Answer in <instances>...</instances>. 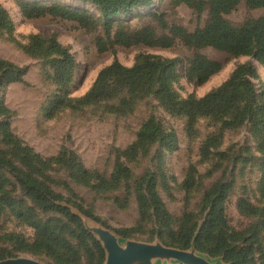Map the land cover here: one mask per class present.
<instances>
[{
    "label": "rangeland",
    "instance_id": "374dc122",
    "mask_svg": "<svg viewBox=\"0 0 264 264\" xmlns=\"http://www.w3.org/2000/svg\"><path fill=\"white\" fill-rule=\"evenodd\" d=\"M25 3L78 9L92 17V24L84 27L52 16L27 19L21 12ZM0 8L12 23L11 30L0 31V59L24 71L21 82L7 84L0 78V150L14 165L0 171V193H6L12 203L4 207L0 219V261L31 258L44 264H105V250L86 229L85 221L110 230L122 243L160 242L171 248L177 245L170 231L177 234L183 224L194 226L187 250L195 248L217 264L231 263L223 255L207 252L217 247L214 235L222 233L227 243L242 247L252 245L244 239L257 227L252 258L255 264H264V198L260 191L264 153L251 123L224 129L211 155L202 161L201 148L206 139L219 136L222 121L199 118L196 133H191L188 118L170 114L151 91L135 99L124 113L116 110L121 99L62 109L52 116L47 112L57 96L83 97L104 68L115 62L131 68L142 59L178 60L171 88L180 100L204 97L241 65L250 66L254 91L264 95V64L252 55L236 57L213 47L195 48L184 36L174 34V29L194 34L209 25L214 16L211 0H152L149 6L113 14L109 25L100 7L87 0H0ZM220 16L232 28L242 29L263 18L264 9H252L240 0ZM120 36L132 43L119 44ZM36 38L44 44L55 39L70 52L74 59L70 85L62 87L53 81L54 56L44 49L30 53ZM196 56L222 65L204 84L187 78ZM151 118L165 137L175 141V147L156 141L131 151ZM23 155L31 157L32 163L23 165ZM119 164L128 168L129 177L115 188L102 185L101 179L109 180ZM192 166L195 184L187 189L186 176ZM27 173L54 193L57 205L68 209L76 220L34 204L19 183ZM150 178L156 183L157 200L147 191ZM217 182H223L228 192L224 222L211 231L206 228L210 208L204 204V195ZM242 201L256 208L257 214H243ZM39 226L46 228V234ZM200 236L207 251L198 247Z\"/></svg>",
    "mask_w": 264,
    "mask_h": 264
},
{
    "label": "trees",
    "instance_id": "16d2710c",
    "mask_svg": "<svg viewBox=\"0 0 264 264\" xmlns=\"http://www.w3.org/2000/svg\"><path fill=\"white\" fill-rule=\"evenodd\" d=\"M102 10L106 25H109L110 17L120 11H128L141 6H149L152 0H87ZM240 0H211L213 19L203 30L196 31L194 34H185L183 30L174 29L176 36H184V40L195 48L213 47L217 50L227 52L233 56L252 55L257 61L264 64V17L255 21L248 22L242 29H234L226 23L221 13L229 11L238 5ZM252 9H264V0H246ZM21 12L27 19H36L46 16L60 18L62 20H72L80 25L87 27L92 24V17L86 12L78 9H69L57 4L44 5L41 3H25L21 5ZM12 29V23L6 12L0 8V31ZM119 44H131V40L120 36ZM45 50L50 56L51 71L53 81L62 87H67L72 82L74 59L70 52L61 47L55 39L48 40L44 44L36 38L29 47L32 55ZM178 60L164 62L161 60L142 59L131 68L124 67L118 62L104 68L98 74L90 90L80 99L72 100L65 95L57 96L49 105L47 112L50 116L62 109H79L101 103L121 99L118 113L129 110L135 99L143 97L151 91L160 101L161 105L172 115L188 118L189 130L196 133L195 122L199 118H212L222 121L219 136H212L206 139L202 148V161L211 155V149L218 143L221 132L228 128H238L245 123H251L254 134L259 141L260 151L264 153V95L257 96L250 82L253 74L249 65L238 66L232 75L221 86L212 90L204 97H190L180 100L172 91L171 83L174 80V72ZM222 68L218 62L207 58L196 56L190 63L187 71L189 81H196L204 84L212 76L217 74ZM24 71L0 59V78L7 84L21 82ZM124 94L123 98L121 95ZM171 138V137H169ZM165 137L159 126L151 118L140 130L137 142L130 148L131 151L137 150L146 144L161 141L164 145L172 147L176 145L171 138ZM167 140L170 142L166 143ZM6 153L0 150V171L14 166L11 160L6 158ZM32 163V158L23 155L22 164ZM32 166V165H31ZM34 170L36 167L32 166ZM15 169V168H13ZM196 169L190 167L186 176V188L192 189L195 184L194 174ZM24 174L20 178L24 194L31 201L38 205L42 210L56 212L72 221L76 219L70 216L68 209L57 205L58 197L46 189L36 178ZM129 177L128 168L122 164L117 166L115 173L109 180L101 179V184L107 187H118L121 181ZM156 183L153 178L147 181V191L151 197L157 200L155 191ZM228 187L223 182L215 183L204 195V204L210 208L209 219L206 228L216 230L221 222H224V202L227 198ZM261 195L264 198V166L263 179L260 186ZM10 197L6 193H0V219L4 207L11 206ZM240 211L249 216L257 214L258 210L248 202L242 201L239 205ZM161 217H167L166 213H160ZM194 226L181 225L177 234L172 232L173 241L176 248L187 250L195 232ZM39 229L46 234V228L39 226ZM204 231L201 236H204ZM201 236L198 239V247L205 251L201 246ZM217 239V247L213 251H207L212 256L223 255L231 264H255L253 261L255 241L258 240L257 227L252 229L251 236L244 239V242L251 244L238 247L230 245L225 240L222 233L214 235ZM102 252V251H101Z\"/></svg>",
    "mask_w": 264,
    "mask_h": 264
},
{
    "label": "water",
    "instance_id": "95a60500",
    "mask_svg": "<svg viewBox=\"0 0 264 264\" xmlns=\"http://www.w3.org/2000/svg\"><path fill=\"white\" fill-rule=\"evenodd\" d=\"M86 229L97 237L106 253L105 264H217L197 252L195 248L181 250L164 246L160 242L148 244L128 240L122 243L118 236L100 226ZM0 264H44L31 258H14L0 261Z\"/></svg>",
    "mask_w": 264,
    "mask_h": 264
}]
</instances>
